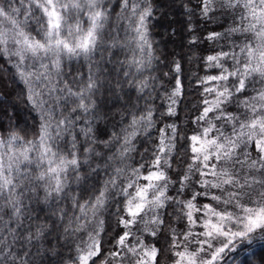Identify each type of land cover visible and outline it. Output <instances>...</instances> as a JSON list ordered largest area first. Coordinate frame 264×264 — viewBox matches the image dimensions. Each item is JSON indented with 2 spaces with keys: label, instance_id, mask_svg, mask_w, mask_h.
<instances>
[{
  "label": "snow or ice",
  "instance_id": "1",
  "mask_svg": "<svg viewBox=\"0 0 264 264\" xmlns=\"http://www.w3.org/2000/svg\"><path fill=\"white\" fill-rule=\"evenodd\" d=\"M0 264H264V0H0Z\"/></svg>",
  "mask_w": 264,
  "mask_h": 264
}]
</instances>
